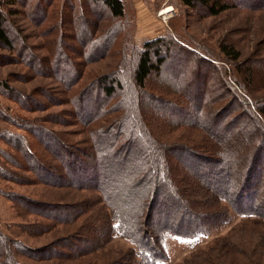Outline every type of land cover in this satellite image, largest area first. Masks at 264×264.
<instances>
[{
	"label": "rangeland",
	"instance_id": "1",
	"mask_svg": "<svg viewBox=\"0 0 264 264\" xmlns=\"http://www.w3.org/2000/svg\"><path fill=\"white\" fill-rule=\"evenodd\" d=\"M123 1L126 14L121 21L89 0L66 4L54 0L38 11V0H31L25 9L16 7L24 13L19 26L25 47L19 53L0 49V82L14 91L10 94L0 87V232L7 239L5 245L0 243V264H141L135 244L113 236L111 223L117 215L115 206L130 215L133 230L157 241L158 229L147 218L149 200L142 206L137 194L128 190V180L113 208L103 202L99 189L56 185L28 164L27 145L21 143L28 142L37 156L62 175L63 159L53 152L48 135L67 141L70 150L104 155L107 144L113 143L110 149L114 150L118 142H124L119 138L114 142L113 128L124 113V101L134 102L142 128L154 145L162 147V161L171 162L169 167L180 181L181 187L174 184L181 201L176 214L190 210L197 219L194 225L205 231L195 238L168 235L167 259L160 264H264V215L244 214L250 209L264 212V183L255 188L256 194L249 187L240 197V206L234 205L213 191L217 178L204 174L207 166H191L183 150L171 149L180 144L192 147L198 158L204 153L216 156L209 147L215 139L208 129L223 137L226 147L238 156L236 172L226 184L232 194L229 200L233 196L236 200L245 175L239 163L264 139V115L260 114L264 108V0H230L234 7L217 17L168 0L178 12L168 24L158 16L166 0ZM44 8H48L46 14ZM120 22L125 28L117 27ZM167 34L175 38L174 63L162 74H154L142 92L133 83L136 49ZM59 56L64 59L57 61ZM197 57L206 65L192 84ZM118 73L128 95L118 92L107 99L96 88L95 79ZM89 86L93 87L80 97ZM84 99L93 104L82 119L76 106ZM97 102L102 104L100 110L95 109ZM90 111L92 119L87 118ZM99 135L108 139L101 148L96 144ZM206 140L211 142L204 145ZM259 174L264 181V163L255 176ZM139 234L134 237L144 245Z\"/></svg>",
	"mask_w": 264,
	"mask_h": 264
},
{
	"label": "trees",
	"instance_id": "2",
	"mask_svg": "<svg viewBox=\"0 0 264 264\" xmlns=\"http://www.w3.org/2000/svg\"><path fill=\"white\" fill-rule=\"evenodd\" d=\"M30 1L31 0H0V49L14 52L18 51V53L23 51L22 49L25 47H22L24 45V38L21 35L22 31L19 25L21 21L20 17L24 13L16 7L20 5L25 9L29 5ZM38 1L39 3L35 5L36 9L40 8L41 5L54 2V0ZM68 1L70 0H65L64 3L66 4ZM89 1L95 7H103L113 20L121 21L125 17L126 6L123 0ZM179 1L187 8L200 12L205 11L212 17L220 16L234 7L231 5L230 0ZM52 4L49 6H52ZM65 7L69 8V5H66ZM42 10L45 14L48 12V8H44ZM117 27L121 29L125 28L122 22L118 23ZM112 36L113 35H110V39ZM103 43L102 45L104 46L106 42L104 44ZM173 44H175V38L171 34H167L166 36L147 41L141 47L136 49L137 61L132 75L134 81L133 83L138 90L140 89V91L144 92L147 82L154 74H162L164 69L166 70L170 64L174 63V61H172L173 58H171V52L177 47H174ZM224 48V50L228 51V54L231 53L230 48ZM187 52L189 54L192 53L190 51ZM57 59V61H60L64 59V57L59 56ZM176 61H179V59H176ZM196 63H198V65H194L193 67H198V71H196L194 75L192 84L197 82L198 79H195L196 76H198L201 72L203 65H206L199 57H197ZM176 64L178 63L176 62ZM121 77L122 75L119 73L115 77L110 74L99 76L95 79V86L100 90V94L105 95L107 99L114 97L116 93L125 91V83ZM73 80L74 79H71V81ZM71 81L69 80V83H71ZM76 81L77 79L74 80V83ZM0 83V87H3L2 89H4L7 93H14L13 89H11L6 83ZM192 84L190 86H192ZM91 87L93 86L82 89L80 97H84ZM187 89H189L188 86ZM127 95V91L124 92V96ZM194 100H197L199 103L201 102L200 99L198 101L197 97L194 98ZM199 103H195V105L199 106ZM92 104L86 103L85 99L78 102L76 107L81 118L83 116V112L87 113V108ZM101 108L102 104L97 102L95 109L100 110ZM123 112L124 113L117 124L118 126L115 125L113 128H116L114 142L116 138L124 140V142L121 144L116 141L119 145H116L114 150L110 149H113V147H111L113 143L110 145L107 144L110 151L108 150L104 153V155L99 157L88 156L85 151L84 153L83 151L81 152L77 150L81 152L79 154L77 151L70 150V148L67 147L69 145L67 141L66 143L64 140L54 137L53 134L48 135V138L53 141V146H51L53 152L63 159L65 173L62 175H60V173H56L48 161H45L42 157L37 156L36 152L31 150V146L28 142L26 143L22 140L21 143H23V146L27 145V150L25 151L27 154H25V156L28 158V164H32L35 168L36 173L43 175L46 180H53L52 182L54 184L56 183V185L70 183V185H74L75 187L99 189L100 195L104 197L103 202L106 203L108 207L112 206L113 208V205L119 203V198L122 196L121 190L124 189L123 187L125 182L128 183L129 181L131 188L127 187L128 190L137 194L142 206H144L146 201L149 200V213L147 218H149L148 220L152 223V225L157 227L159 238L155 241L154 238L149 237L148 234L144 235L143 232H141L142 234H139L134 226L133 230L129 223L131 218L130 215L128 213H124L115 206L114 208L117 215H114V219H112L113 223H111V225L114 230L112 234L113 236L115 235L120 238L129 239L135 244V251L138 255L137 257L141 261V264H160L167 259L165 241L168 235L195 238L204 234L205 231L202 229L203 227H197L194 225L197 219L196 216L190 212V210L189 212H186L187 209H185L183 210V213L176 214L177 206H180L179 203L181 201L177 191L175 190L174 184L175 182L179 183L180 181L176 178V176H174L176 174H174L172 168L169 167L171 166V162L166 164V161H162L164 158V152L161 151L162 147L158 148L156 144L154 145L153 140L142 128L140 122L141 119L139 118L140 116H136L134 102L124 101ZM260 112L261 115H264V108H262ZM93 117L94 114L90 111V113L87 114V118L92 119ZM250 121L253 122L252 119ZM255 122H257V120H255ZM257 124L259 125L258 122ZM255 127L257 128L258 126L255 125ZM208 130L212 134L211 136L215 139V142L210 143L211 141L207 142L208 140H206L204 145L210 143L209 147L216 156L204 153L202 158H198L197 156L200 154L197 151L192 150V147L180 144L172 146L171 149L183 150L187 156L186 161L191 166H194L195 163L207 166L208 168L205 169L204 174L206 176L209 175V177L215 175V178H217L216 186H211L213 191L218 194L220 199L227 202H234V205L240 206V201H242L240 197L247 194L249 187H251L252 194H256L257 191L255 188L259 187L261 183H264L261 174L255 176L260 168V165H263L264 163V139H262L261 142L255 143L250 148L252 151L250 152L249 150L247 155H245V158L239 163L243 167V172L245 173L242 177L243 184L240 188H238V191L235 192L237 193L236 200H234V196L232 200H229V196L232 198V194L230 195L228 187H226V184H228L227 178L229 179V177L233 175V171L236 172L235 169L238 167L236 165V160H238V156H235V152H232V150L226 147L229 144L225 142L223 137H220L215 131L211 130V128ZM261 130L264 133V127L261 128ZM99 137L100 135L96 138V144L97 147L101 148L105 144L104 141L108 139L105 138L104 135H102L101 138ZM164 148L166 149L167 147L164 146ZM131 154L132 156H130ZM129 158L131 159L129 160ZM121 177L126 180H124V183H117L116 179ZM179 186L181 187L180 183ZM154 206L156 208L159 207V209L157 210ZM263 207L264 206H262V208ZM154 210L158 212L156 216H154ZM244 214L246 216H262L264 215V212H258L250 209L249 212H245ZM185 216H187L188 219H186ZM171 221H175V224H171ZM133 225H135L134 222ZM190 228H192V230ZM209 228L212 227L209 226ZM138 234L142 235V240L146 241L144 245L140 244V242L135 239L134 236H138ZM0 240L2 245L6 244L7 239L1 232ZM61 247H63V245H61ZM3 251L5 256H7V250L3 248Z\"/></svg>",
	"mask_w": 264,
	"mask_h": 264
},
{
	"label": "built area",
	"instance_id": "3",
	"mask_svg": "<svg viewBox=\"0 0 264 264\" xmlns=\"http://www.w3.org/2000/svg\"><path fill=\"white\" fill-rule=\"evenodd\" d=\"M152 1H155V0H152ZM166 4L167 6L165 5L166 7L162 9L161 11H159L158 16L161 17V20L165 24H168V21L170 19L175 18L178 15V12L173 5H170L168 0H166Z\"/></svg>",
	"mask_w": 264,
	"mask_h": 264
},
{
	"label": "crops",
	"instance_id": "4",
	"mask_svg": "<svg viewBox=\"0 0 264 264\" xmlns=\"http://www.w3.org/2000/svg\"><path fill=\"white\" fill-rule=\"evenodd\" d=\"M134 1H138V0H134ZM138 3V2H137ZM137 6L139 7V5L137 4Z\"/></svg>",
	"mask_w": 264,
	"mask_h": 264
}]
</instances>
